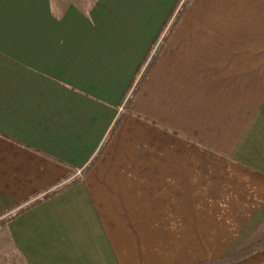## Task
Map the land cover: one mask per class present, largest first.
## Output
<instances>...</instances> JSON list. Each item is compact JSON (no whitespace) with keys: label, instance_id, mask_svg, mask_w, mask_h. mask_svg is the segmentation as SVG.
Masks as SVG:
<instances>
[{"label":"crops","instance_id":"crops-1","mask_svg":"<svg viewBox=\"0 0 264 264\" xmlns=\"http://www.w3.org/2000/svg\"><path fill=\"white\" fill-rule=\"evenodd\" d=\"M0 227L22 264H264V0H0Z\"/></svg>","mask_w":264,"mask_h":264},{"label":"rangeland","instance_id":"rangeland-1","mask_svg":"<svg viewBox=\"0 0 264 264\" xmlns=\"http://www.w3.org/2000/svg\"><path fill=\"white\" fill-rule=\"evenodd\" d=\"M182 4V3H180ZM177 10L178 7L176 8L175 12L177 14ZM66 17L63 16L62 19L60 20H54L53 24L51 26L52 29H60L64 32H66L67 30H69L70 28H74V26L70 25V21H65ZM68 26L69 29L66 27ZM49 28V26H48ZM87 28L85 27L84 30H86ZM166 31L164 32V34H162V36H160V38H158L157 40V45L162 41L163 39L167 36ZM67 34L64 33L63 39L66 40ZM85 44V43H84ZM154 53V48L152 51V54ZM136 87V85L134 86V88ZM133 88V89H134ZM132 89V90H133ZM169 262V260H168ZM0 264H22L20 257L18 254H16L15 252H13L12 247L10 245L8 236L6 235L5 231L3 228L0 227ZM169 264V263H168Z\"/></svg>","mask_w":264,"mask_h":264},{"label":"trees","instance_id":"trees-1","mask_svg":"<svg viewBox=\"0 0 264 264\" xmlns=\"http://www.w3.org/2000/svg\"><path fill=\"white\" fill-rule=\"evenodd\" d=\"M184 13V8L183 6L179 9L178 11V14L176 16V19L175 21L173 22V27L170 29L168 35L163 39L162 43L160 44V48L158 49V53H156V56L152 58V60L150 61L151 64H149V68L147 69V71L145 72V75L144 77L142 78V81L145 79V77L148 75V72H149V69L152 67L153 63L156 61L157 59V55L161 52L163 46L166 44V41L169 39V34L172 32L174 26L177 24V22L180 20L181 16L183 15ZM140 86V85H139ZM138 86V88H139ZM135 93V91H134ZM131 100L132 99H128L127 101V105L129 106V104L131 103ZM264 246V241L263 242H260L259 244H257L255 247H253L252 249H250V251L254 250V249H259L261 247ZM235 258H227V259H220V260H213V261H209V262H204L202 264H221L223 262H226V261H231V260H234Z\"/></svg>","mask_w":264,"mask_h":264}]
</instances>
